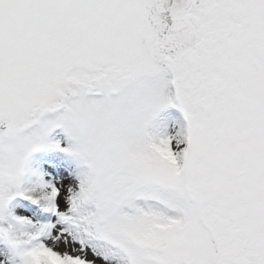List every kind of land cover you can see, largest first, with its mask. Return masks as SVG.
Masks as SVG:
<instances>
[{
  "label": "snow or ice",
  "instance_id": "1",
  "mask_svg": "<svg viewBox=\"0 0 264 264\" xmlns=\"http://www.w3.org/2000/svg\"><path fill=\"white\" fill-rule=\"evenodd\" d=\"M0 264H264V0H0Z\"/></svg>",
  "mask_w": 264,
  "mask_h": 264
}]
</instances>
